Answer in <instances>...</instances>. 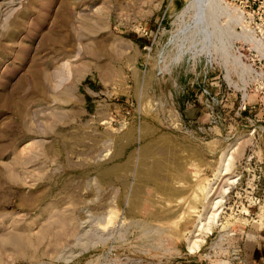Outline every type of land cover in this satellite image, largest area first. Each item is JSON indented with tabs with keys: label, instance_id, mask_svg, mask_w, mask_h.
I'll use <instances>...</instances> for the list:
<instances>
[{
	"label": "rangeland",
	"instance_id": "rangeland-1",
	"mask_svg": "<svg viewBox=\"0 0 264 264\" xmlns=\"http://www.w3.org/2000/svg\"><path fill=\"white\" fill-rule=\"evenodd\" d=\"M258 29L264 0H0V264H264Z\"/></svg>",
	"mask_w": 264,
	"mask_h": 264
},
{
	"label": "built area",
	"instance_id": "built-area-1",
	"mask_svg": "<svg viewBox=\"0 0 264 264\" xmlns=\"http://www.w3.org/2000/svg\"><path fill=\"white\" fill-rule=\"evenodd\" d=\"M257 31H258V33H259L260 37H262V38H263V37H264V31H263V32H261V30H260V29H258Z\"/></svg>",
	"mask_w": 264,
	"mask_h": 264
},
{
	"label": "bare ground",
	"instance_id": "bare-ground-1",
	"mask_svg": "<svg viewBox=\"0 0 264 264\" xmlns=\"http://www.w3.org/2000/svg\"><path fill=\"white\" fill-rule=\"evenodd\" d=\"M228 165H229V164H227V165H226L225 163L223 164L224 167H225V166L228 167ZM226 169H227V168H226ZM226 171H227V170H226ZM224 174H225V173H224ZM217 203H218V201H217ZM217 203H216V205H217ZM214 215H215V214H214ZM212 218H213V216H212ZM210 219H211V218H210ZM210 219H209V220H210Z\"/></svg>",
	"mask_w": 264,
	"mask_h": 264
}]
</instances>
